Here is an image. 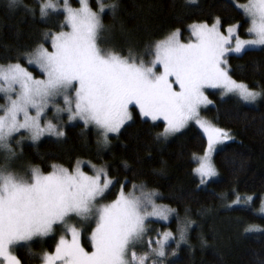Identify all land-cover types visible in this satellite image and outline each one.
<instances>
[{"label":"snow or ice","instance_id":"6c2138e0","mask_svg":"<svg viewBox=\"0 0 264 264\" xmlns=\"http://www.w3.org/2000/svg\"><path fill=\"white\" fill-rule=\"evenodd\" d=\"M20 2L8 0V7ZM79 3V8H73L69 0L39 3L41 19L50 14L64 16L60 31L45 33L50 37L51 50L40 44L23 53L29 66L39 68L42 79L34 77L20 62L0 64V97L5 101L0 105V153L5 160L0 167V264H22L12 249L49 236L55 225L64 226V234L54 252H45L40 258L42 264H165L171 233L158 238L155 247L151 239L144 247L149 219L167 221L174 211L155 203L158 193L145 192L140 185L139 196L126 194L125 183L114 200L101 203L116 183L105 167L90 164L94 174L89 175L77 160L73 168L52 164L47 174L40 167L20 174L9 163L16 157L12 141L21 133H28L33 143L45 135L64 138V127L45 120L50 107L55 106L57 115L67 113L69 123L79 120L85 128L94 126L97 143L107 147L109 134H119L133 119L130 106H134L141 117L164 121L160 135L165 139L195 122L207 145L202 155L193 154V160L198 161L193 172L200 184H205L218 175L213 154L233 137L226 129L201 118V107L212 103L204 89H219L222 97L235 95L249 104L264 97V92L234 80L227 67L230 54L264 49V0L235 5L249 24L250 39L240 38L239 25H229L222 32L217 17L211 26L189 25L187 43L181 42L180 29L157 40L145 53L153 57L148 62L131 49L124 56L101 47L105 5L98 0L100 12H95L88 0ZM107 7L114 14L118 4ZM61 99L63 107L57 106ZM136 188L133 185V192ZM240 202L239 197L234 201ZM73 217L94 222L88 236L90 251L83 246V230L71 222ZM184 240L185 230L181 229L180 241Z\"/></svg>","mask_w":264,"mask_h":264},{"label":"trees","instance_id":"16d2710c","mask_svg":"<svg viewBox=\"0 0 264 264\" xmlns=\"http://www.w3.org/2000/svg\"><path fill=\"white\" fill-rule=\"evenodd\" d=\"M102 1L107 6L118 4L114 14L109 8L101 13V22L108 48L124 56L131 49L138 58L146 57L154 42L176 29L186 40L190 23L211 24L218 17L222 30L239 24L240 36L246 35L249 25L234 5L247 0H196L194 4L189 0ZM40 2L21 0L18 6L9 8L8 0H0V64L20 62L26 66L23 53L40 44L49 48L50 37L45 33L61 30L63 14L41 19ZM69 2L78 6L76 0ZM88 2L92 10H98V0ZM227 61L234 80L264 92V49L229 55ZM209 96L214 104L201 112L203 118L229 131L233 139L215 152L218 179L204 187L193 174L198 161L192 158L193 154L202 155L206 147L202 133L190 127L172 139H164L160 135L164 124L142 119L134 108L133 120L119 134L109 135L107 147L97 143L96 128L79 123L66 127L62 139L45 137L36 143L15 145V136L12 145L16 157L10 166L18 173L30 167H40L47 173L52 164L73 168L77 160H87L105 165L116 181L108 200L115 198L125 183V191L143 185V191L158 193L156 201L177 212L169 223H155L158 231L187 225L190 220L185 217L194 225L189 242L180 243L176 256L165 264H264V216L258 213L264 197V97L256 105H246L234 98H219L218 92ZM238 196L252 199L234 205ZM249 228L259 231H246ZM83 244L89 249L85 239ZM54 246L55 237L36 239L18 247L14 254L22 264H38L40 254L51 252Z\"/></svg>","mask_w":264,"mask_h":264},{"label":"rangeland","instance_id":"374dc122","mask_svg":"<svg viewBox=\"0 0 264 264\" xmlns=\"http://www.w3.org/2000/svg\"><path fill=\"white\" fill-rule=\"evenodd\" d=\"M70 1V0H69ZM77 2H78V6H76V7H73L72 5V7L73 8H79L80 7V3H79V0H76ZM103 2V1H102ZM89 3V2H88ZM245 3H247V1H245V2H243V3H238V2H234V5H236V4H245ZM104 5H105V10H107L108 9V7H107V4H105V3H103ZM92 9V8H91ZM239 10V9H238ZM94 11V10H93ZM95 12H100V4L98 3V10L97 11H95ZM102 15V14H101ZM213 23V22H212ZM211 23V24H212ZM191 24H193V23H190V24H188L187 26H186V30H187V33H188V35L185 37V39L186 40H184V39H182L181 38V35H180V40H181V42L182 43H187L188 41H189V38H190V36H191V33H190V31L188 30V26L189 25H191ZM211 24H209V26H211ZM232 25H239V24H232ZM228 26H226L223 30L221 29V31L222 32H224V30L227 28ZM248 27H249V25H248ZM248 29V28H247ZM238 30H239V28H238ZM175 31V30H174ZM226 34V33H225ZM239 34V33H238ZM104 33H103V30H102V33H101V39H100V45H101V47H103V48H108V46H109V42H107V41H105L104 40ZM240 36V35H239ZM240 38L241 39H250L251 37H249V35L247 34V31H246V35L245 36H240ZM49 44H50V46H49V50H51V43H50V38H49ZM233 45H234V41H233ZM257 49H260V48H257ZM230 55H237V54H230ZM142 58L143 59H145V61L146 62H148V61H150L153 57L152 56H150V55H146V57L143 55L142 56ZM25 67H27L28 68V70L29 71H31L32 73H33V76L34 77H36L37 79H42L43 78V75H42V73L40 72V70H39V68H37L35 65H33V66H29L28 64H27V61H26V66ZM33 69V70H31V69ZM177 90H178V88H177ZM255 91H258V90H255ZM210 92H218V96H219V98H234L235 100H237V101H240L241 103H243V104H246V105H256V104H258V102L261 100V98H259L255 103H251V104H249V103H245V102H243V101H241L237 96H235V95H228V96H223L222 97V95H221V91L219 90V89H214V88H205L204 89V93H205V95L208 97V99L212 102L211 104H209V105H207L206 107H201V109H200V115H201V118L202 119H204L203 118V116H202V111L203 110H205V109H207L208 107H210V106H212L213 104H214V101L210 98V96H209V93ZM5 103V101H4V99L2 98V97H0V105H3ZM57 106H59V107H63V100L61 99L60 100V102H59V105H57ZM54 107L55 106H52V107H50V110L48 111V113H47V116H46V118H45V120H48V119H51L52 120V122L53 123H56L57 125H59V126H62V127H64V129L66 128V127H68V126H72V125H74V124H77V123H79V124H82L83 126H84V124H83V122L82 121H79V120H76V121H73V122H71V123H69V121H68V119H67V113L65 112V113H60L59 115H57L56 113H55V110H54ZM132 108H134V106H130V110L132 109ZM135 109V108H134ZM136 111H137V113H138V115H139V112H138V109H135ZM132 111V110H131ZM132 114H133V112H132ZM134 116V115H133ZM140 116V115H139ZM141 117V116H140ZM142 119H146V120H148V121H150V122H152V123H155V122H162L163 124H164V127H165V123H164V121L161 119V120H157V121H152L150 118H143V117H141ZM133 120V119H132ZM131 120V121H132ZM131 121H129V122H127V124H129ZM126 124V125H127ZM91 126V125H90ZM91 127H94V126H91ZM190 127H194V128H196V129H198L201 133H202V135H203V132L200 130V128L195 124V122L194 121H192V122H189V124H188V126L187 127H185L184 129H182L181 130V132H183V131H185L186 129H188V128H190ZM95 128V127H94ZM164 130V129H163ZM181 132H179V133H176V134H174V135H170L168 138H173L174 136H176V135H178V134H180ZM163 133V132H162ZM109 135H114V134H109ZM16 136H18L17 137V139L14 141L15 142V145H20V144H22L23 142H30V143H33L32 141H31V139L29 138V135H28V133H21V134H17ZM162 136V135H161ZM204 136V135H203ZM45 137H49V138H52V139H57L56 137H53V136H48V135H45V136H43L41 139H43V138H45ZM163 137V136H162ZM164 138V137H163ZM167 138V139H168ZM40 139V140H41ZM62 139V138H61ZM165 139V138H164ZM206 139V138H205ZM18 141H22V143H17ZM12 143H13V141H12ZM206 145H207V141H206ZM224 145H222V146H219V148H218V150L221 148V147H223ZM215 154V153H214ZM214 154H213V156H214ZM11 161V160H10ZM10 161H9V163H10ZM80 162H81V167H82V169H83V171L85 172V173H87V174H89V175H92V174H94L93 173V170H92V168L90 167V164L91 165H95V164H92V163H90V162H88L87 160H79ZM4 164H5V160H4V155H0V167H3L4 166ZM75 166V165H74ZM73 166V167H74ZM96 167H101V166H103V167H105V165H95ZM198 166V163L196 164V166L195 167H197ZM194 167V168H195ZM31 168V167H30ZM30 168H28V169H30ZM106 168V167H105ZM27 169V170H28ZM26 171V170H25ZM24 171V172H25ZM51 171V170H50ZM24 172H21L20 174H23ZM48 173V172H47ZM47 173H45V174H47ZM193 174H194V172H193ZM195 175V174H194ZM196 176V175H195ZM196 178L199 180V177L198 176H196ZM218 179V175L216 176V177H213L212 179H210V180H208L205 184H200V186L201 187H204L208 182H210V181H214V180H217ZM199 182H200V180H199ZM119 192V191H118ZM146 192H150V191H146ZM125 193L127 194V193H132V194H134V195H136V196H139L140 194H141V190L137 187L136 188V190H135V192H133V187L132 188H130L128 191H125ZM108 195V194H107ZM107 197V196H106ZM239 198H240V203H234L233 202V204L235 205H239V204H242V201H244L245 199H246V201H250V200H248L247 198L248 197H241V196H238ZM252 197H253V195H252ZM116 198V197H115ZM115 198H113V199H111V200H108V199H104V200H102L101 201V203H109V202H111L112 200H114ZM155 199V203L157 204V205H161V206H166V205H164V204H162V203H160V202H158V201H156V199H157V196L154 198ZM236 199H237V197H236ZM235 199V200H236ZM225 206H226V203H224L223 204V207L225 208ZM262 206H264V197H262V199H261V201H260V207H261V210L260 211H258V213H260L261 215H263L264 216V211H262ZM168 207V206H167ZM169 209H172V210H174L173 208H171V207H168ZM177 217V212L174 210V211H172L171 212V214L169 215V218H168V220L167 221H164V220H158V219H155V218H150L149 219V221H148V223H147V228H148V234L145 236V245H144V247H146L147 246V241L149 240V239H151L152 240V242H153V247H155V242H156V240L158 239V238H160V237H162L163 236V234L165 233V232H168V233H171L172 234V238L171 239H169L168 240V242H167V246H166V249H165V251H166V258H165V260H168V259H172V258H174L175 256H176V252L178 251V247L179 246H177V245H180V243H182V242H180V231H181V229H184L185 230V240H184V242L185 243H187V242H189V235H190V233H191V231L194 229V225H193V223H192V219H190L189 217H185V218H187V220H190V221H188V223H187V225H183L182 223H181V225L179 226V224H178V226L176 227V229L173 231V230H171V229H169V228H166L165 230H162V231H158V229L156 228V225H155V223H163V224H167V223H169L173 218H176ZM179 220H180V218H179ZM72 223H75L76 224V226L78 227V228H81L82 230H83V236H82V244H83V240L85 239V241H86V243H87V245H88V247H89V249H87L86 248V246L83 244V246L87 249V250H91V245H90V242L88 241V236L90 235V232H91V228L92 227H94V222H84V221H81V220H79L78 218H76V217H73L72 218V221H71ZM180 222H182V221H180ZM223 225H227V224H222V225H220V226H223ZM152 233L153 234H156L157 236H155V237H153L152 236ZM64 234V226H62V225H55L54 226V230H53V232L49 235V236H47V237H55V246H56V244H57V242L59 241V239H60V236L61 235H63ZM47 237H43V238H47ZM69 239H70V236L68 237ZM36 239H42V238H40V237H37V238H34L33 240H36ZM32 240V241H33ZM32 241H30V242H24V243H21L20 245H18L17 247H14L13 249H12V251H13V254H14V251L18 248V247H20V246H24V245H28L29 243H31ZM55 246H54V248H53V250L51 251V252H54V250H55ZM140 251H142L143 250V248H141V249H139ZM45 252H42L41 254H40V258L43 256V254H44ZM173 253H175V255H173ZM41 260V259H40ZM38 264H42V262L40 261ZM149 264H150V261H149Z\"/></svg>","mask_w":264,"mask_h":264}]
</instances>
